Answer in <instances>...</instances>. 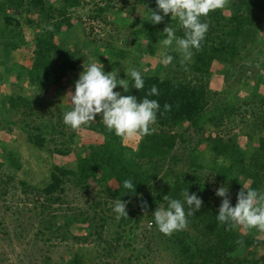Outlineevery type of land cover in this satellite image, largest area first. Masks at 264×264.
I'll list each match as a JSON object with an SVG mask.
<instances>
[{"label":"trees","instance_id":"trees-1","mask_svg":"<svg viewBox=\"0 0 264 264\" xmlns=\"http://www.w3.org/2000/svg\"><path fill=\"white\" fill-rule=\"evenodd\" d=\"M90 1L0 0V86L9 89L0 98V131L21 133L25 139L16 136V142L27 150L70 159L68 165L50 160L41 184L32 185L27 177L18 181L25 194L37 196L34 207L43 215L41 234L46 241L55 236L76 245L93 243L101 247L98 257L103 264H111L123 246L132 249V258L140 262L148 257L149 248L131 247L135 232L146 221L155 223L152 213L167 205L165 195L183 199L182 193L188 189L189 194L202 198V207L188 217L184 230L162 233L179 264H264V231L218 222L223 198L215 190L227 187L233 206L243 186L264 191V0H226L223 8L201 18L209 28L200 49H193L191 60L181 63L182 54L169 50L174 56L171 64L140 70L143 89L133 88L130 77L127 92L118 85L116 90L122 95H136L138 100L153 85L160 93L148 97L161 106L152 125L155 131L137 135L133 146L125 144L128 137L109 132L100 114L77 128L91 133L88 142L77 144L78 135L63 121V113L71 107L66 96L74 92V78L90 60L99 57L108 66L111 61L106 56H116L120 60L111 71L128 66L124 63L128 59L136 68L144 56L156 59L163 54L166 25L174 27L179 37L184 36V29L170 13L159 24L147 20L146 9L163 15L155 0H102L104 5L96 3L89 18L117 25L113 33L122 30L120 27L127 29L121 20L127 7L138 16L129 26V39L115 38L122 43L119 47L113 33L103 40L82 34L85 30L78 9ZM26 29L31 32V42ZM32 43L30 64L14 59L18 49ZM123 70L119 78L126 79ZM216 75L226 84L221 92L213 88L219 80ZM49 95L63 105L55 108V100L47 105L44 96ZM165 104L170 110L164 109ZM242 127L246 132L237 133ZM241 137L247 146H242ZM179 148L184 152L178 153ZM0 149L4 150L0 153V195L5 197L16 189L14 182L25 164L15 144L0 141ZM125 179L134 180L135 193L125 192ZM69 185L87 197L85 208L68 212L58 206L64 204ZM118 199L127 202L128 217L116 218L113 207ZM49 209L64 213L49 215ZM76 228L83 234L75 233ZM81 250L72 249L69 260L59 264H84L86 256ZM150 261L149 257L148 264Z\"/></svg>","mask_w":264,"mask_h":264},{"label":"clouds","instance_id":"clouds-1","mask_svg":"<svg viewBox=\"0 0 264 264\" xmlns=\"http://www.w3.org/2000/svg\"><path fill=\"white\" fill-rule=\"evenodd\" d=\"M158 10L146 9L152 24H159L169 13L171 18L178 19L184 29V36L176 35V30L171 25H166L163 33L166 38L162 40L165 49L161 56V63L168 65L174 60L169 50L182 54L181 63L193 57V49L199 50L201 42L208 31V23L202 21L211 11L223 8L226 0H155ZM75 81L74 92H69L67 98L71 104L70 109L63 113L65 125L77 129L82 125L95 121L97 114L109 132H114L120 137H133L136 135H151L155 131L152 125L157 122L160 103L150 96H158L159 90L153 85L143 99L136 95H122L116 90L118 85L125 92L128 91V78L133 81V88H144L142 72L135 67L124 69L126 79L119 78V71L104 70L101 62L89 61L87 66ZM115 90V91H114ZM171 106L164 105L165 110ZM132 179L123 181V188L135 193L136 187ZM246 189V191L244 190ZM124 192V193H125ZM229 189L221 186L216 189V195L223 198L216 215V219L226 226L244 225L264 231V191L254 188H243L237 193V203L233 206L228 199ZM183 199L163 197L167 205H161L152 213L154 221H146L147 229L156 225L158 230L165 235L184 230L188 224V217L194 215L202 207V198L197 193L189 194L188 189L183 193ZM126 203L118 199L113 211L116 218L128 217ZM146 206V202H145ZM187 206V211H186Z\"/></svg>","mask_w":264,"mask_h":264},{"label":"rangeland","instance_id":"rangeland-1","mask_svg":"<svg viewBox=\"0 0 264 264\" xmlns=\"http://www.w3.org/2000/svg\"><path fill=\"white\" fill-rule=\"evenodd\" d=\"M53 4L58 3L60 0H50ZM99 3L101 5H104L102 0H93L90 1L89 4L85 5L82 8L78 9V14L81 15L80 17L83 20V29L86 31H82V34H92L91 37H95L94 39H105L107 38V35H110L113 33V29H117V25H111V24H104L99 23L96 21H93L89 18V14L93 12V10L97 7L95 4ZM128 12V13H127ZM138 16L135 14L132 15L129 13V7L125 10L123 16H121V20L123 24H126L127 29H124L120 27L122 30L119 32H114L113 36L114 39L117 37L120 38H127L131 37L132 35V29L131 25H133L134 21L136 20ZM141 17V16H140ZM28 40L31 42L32 35L31 32H29L28 29ZM132 39V38H130ZM115 44L119 47H122L121 42H117L115 39ZM133 44H130V49L133 48ZM162 50V49H161ZM34 51V45L28 44V46L22 47L18 49L17 52L14 53V59L19 61L22 64H30L31 60L30 57L32 56V53ZM107 54V53H106ZM105 55V53H104ZM161 56L162 52L159 53L158 57L156 59L150 57V56H144L141 60V64L136 65V68L139 70H142L143 72L147 70H152L158 63H161ZM106 60L111 61L108 66L104 65V70L111 71L112 68L116 67V60L120 58L113 57L108 58L106 56ZM135 59V58H134ZM94 61L96 62H103L100 60L99 57L95 58ZM128 66H119L114 71H119V73L122 72L123 68L126 69L128 67H135L133 65V62H130V59H128L126 62H124ZM130 63V64H129ZM146 63H150L151 66H146ZM83 71V69L79 70L77 72V75L75 76V81L78 80L80 73ZM124 71V70H123ZM125 73V72H124ZM215 78H219L215 86L213 85V88L215 90H218L219 92L223 91L225 89V82L221 75H216ZM24 85L27 86V82L23 81ZM72 87H73V81ZM232 85V84H230ZM234 85V83H233ZM72 87L69 88V90H72ZM9 92V89H7L4 85L0 86V98L3 99L6 95V93ZM261 92L264 93V85L261 86ZM52 100H55V98L52 99V96L49 95L48 97L44 96V102L48 105L49 103L52 104ZM57 104H54V107L57 108L59 105H63L61 102L63 101H56ZM53 105V104H52ZM72 132L76 133L78 135V142L82 144L83 142H88L89 138L91 137V133H89L86 129H73ZM245 133L246 130L244 127L242 129H238V132ZM230 132V131H229ZM8 133V132H7ZM4 131H0V141L2 142H9L13 145L15 144L17 149L22 152L23 160H24V170L19 171V177L16 178L14 184L16 186V189L10 191L8 195L5 197L0 195V264H45L46 262L50 264H59L60 261H68L69 260V251L73 249V251H76L78 248H82L80 251L81 254L85 255V263L84 264H103L104 260L99 259L100 250L101 247H97V245H94L93 243L85 244V245H76L70 240H62L61 238H56L55 236L52 237L51 241H46L45 236L41 234L40 228H41V219L43 218V215H39V211L34 207V199L37 197L34 194H25L22 191L21 185L18 183V181L24 177H27L26 180L28 183L32 185L41 184L43 180L46 179V176L48 175L49 170V162L50 160L53 163L59 164V165H68L70 164V159L59 156L57 154H54L53 156L47 154L46 152L43 153H36L30 149L27 150V147L23 145V143L19 144L16 142V136L19 138V136L22 138L23 141L25 138L23 135L18 131L14 132L13 134L8 133L7 134ZM50 138L52 136H49ZM246 137V136H245ZM138 141V136H133L131 138H127L126 145L130 144V146H133V142ZM240 143L242 146H247L245 143V138H240ZM76 147V146H75ZM4 152V150L0 149V153ZM184 152L183 149L179 148V152ZM8 171V169H7ZM12 172H14L12 170ZM45 178V179H44ZM4 181L7 180V178L4 176ZM8 186V185H7ZM216 190V189H215ZM65 202L64 204L58 205L63 211L71 212L72 208H85L86 206V199L81 192L79 188H75L69 185V187L66 190L65 193ZM56 208V206H55ZM41 211V210H40ZM63 211H57L53 212V210L49 209V215H57L64 213ZM48 215V212L46 216ZM49 215L47 217H49ZM74 232L82 235L83 232L79 229H74ZM136 234V241L133 243L132 248L137 249H143L148 247V254L146 258H142V260L139 262L134 260L132 256L134 254L132 249L128 250L127 248L121 247L118 257L116 259L111 260V264H148L149 263V257L151 259L152 264H179L176 260V257H174V252L172 250V244L167 243L164 239V235L158 230V228L154 225L151 228L147 229L146 222H144L141 225V228L135 232ZM166 237V236H165ZM49 238V237H48ZM75 248V249H74ZM261 254H263V251L261 250ZM130 259H132V262H130Z\"/></svg>","mask_w":264,"mask_h":264}]
</instances>
